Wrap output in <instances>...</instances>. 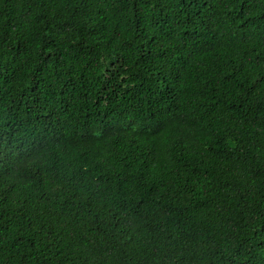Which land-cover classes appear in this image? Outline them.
I'll list each match as a JSON object with an SVG mask.
<instances>
[{
	"label": "trees",
	"instance_id": "16d2710c",
	"mask_svg": "<svg viewBox=\"0 0 264 264\" xmlns=\"http://www.w3.org/2000/svg\"><path fill=\"white\" fill-rule=\"evenodd\" d=\"M0 264H264V0H0Z\"/></svg>",
	"mask_w": 264,
	"mask_h": 264
}]
</instances>
